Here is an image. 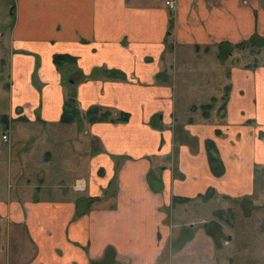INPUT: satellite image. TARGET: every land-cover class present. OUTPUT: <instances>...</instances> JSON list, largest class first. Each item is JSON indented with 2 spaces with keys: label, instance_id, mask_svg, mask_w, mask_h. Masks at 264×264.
I'll return each instance as SVG.
<instances>
[{
  "label": "crops",
  "instance_id": "1",
  "mask_svg": "<svg viewBox=\"0 0 264 264\" xmlns=\"http://www.w3.org/2000/svg\"><path fill=\"white\" fill-rule=\"evenodd\" d=\"M166 1L15 0L2 139L20 129L26 141L15 136L0 163V264H186L195 254V264H218L224 245L202 225L213 218L204 206L214 198L264 205V65L227 66L216 54L224 43L264 39V0ZM22 49L39 55L38 68ZM59 53L77 57L68 84L53 62ZM209 56L210 74L190 64ZM70 93L80 114L65 123ZM97 105L130 117L91 122L85 113ZM54 188L58 195L45 192ZM82 197L99 199L86 208ZM245 224L249 232L223 231L228 244L244 235L246 253L258 241L264 258V210Z\"/></svg>",
  "mask_w": 264,
  "mask_h": 264
},
{
  "label": "rangeland",
  "instance_id": "2",
  "mask_svg": "<svg viewBox=\"0 0 264 264\" xmlns=\"http://www.w3.org/2000/svg\"><path fill=\"white\" fill-rule=\"evenodd\" d=\"M132 1H137V0H132ZM145 0H140V2L144 3ZM173 1V0H170ZM174 2V1H173ZM15 4V0H0V33L4 32L5 37L0 36V163L3 164L4 162V156L7 155V152L9 150V144L12 143L13 140H15V136L17 134H12L11 133V139L10 142H5L2 139V134L5 133L4 129V118L8 113L9 108V103H10V98H9V85H10V80H9V71H10V58L12 54V45L9 43V28L10 24L12 23L14 19V14L11 12V9L13 5ZM167 4V1H166ZM175 4V3H174ZM168 5V4H167ZM170 41V38H169ZM11 48V49H10ZM171 44L168 43L167 46V52L172 51L171 50ZM220 51H216V54ZM21 52H26L27 54L34 55L36 56V66L37 68L40 65V58L39 55L35 54L34 52L27 51L26 49H22ZM231 54L233 55V58H229V55L227 56L226 59H221L220 56L221 54L218 53V57L220 58L221 63H226L227 66L230 65H239V66H247L251 65L253 66L254 64L257 65H264V46H254V45H248V46H243V47H237L233 46ZM214 56H209V62H206V60L200 61L199 59H193L191 60L190 64H192L195 67H198L197 69H202V67L206 68L205 71H207V74H210L209 72L211 71V68L213 65L210 63L213 59ZM217 58V57H216ZM201 64H206L202 67ZM77 66L76 64H66L64 67H62V74L65 78V83H67V80L69 76L73 73L74 70H76ZM208 69H210L208 71ZM227 72L224 70V74ZM224 75L220 76V79H225L223 77ZM195 78V77H193ZM33 81L38 85V87H41V83H38L39 79L36 73L33 74L32 76ZM196 79V78H195ZM68 84V83H67ZM204 98V97H203ZM200 102L202 99L198 97ZM36 115L40 116L39 109L36 111ZM8 116V115H7ZM23 127L30 128V131H26L27 133L31 134H37V126L35 124L31 125H25L22 124ZM16 124L13 123V127H15ZM42 129V127H41ZM24 130L18 129V132L20 133L19 137L21 136L24 141L25 140V133L23 132ZM42 134H49V131L47 128L42 129ZM24 135V136H23ZM32 135V134H31ZM18 137V136H17ZM18 137V138H19ZM23 143V141H22ZM65 179L68 181L70 179L71 173H67L64 175ZM53 182V181H52ZM48 191L47 193H52V195H58L60 190L58 188L54 189H45V192ZM55 191V192H53ZM204 200V199H202ZM245 198H238L233 201H229L228 203H222V200H218L214 198L211 200L207 205L204 206V215H209V218L211 216L212 218V213H213V221L211 222L212 219H209L208 221H205L202 225L204 227L210 226L212 230V235L217 238L216 244L221 246V243L224 245V248L217 253H215V256L217 255V259H214L215 261L218 262V264H258L256 263V260L261 258L263 255V246H261L260 242H255V252H250L248 250V253H246V242H244L245 238L244 235L240 236H235L232 239L231 244H228V238L227 235L224 234V230H227L229 228L235 229L236 232H242L244 229H248L250 227L247 226V224L244 225V220L245 217L248 215L249 212H259L264 210V205H259V204H254V202H247ZM263 208V209H262ZM199 213V212H198ZM211 213V215H210ZM215 213V214H214ZM198 217H201L200 214H198ZM199 220V219H198ZM255 222V221H254ZM249 223V222H247ZM249 232V229L247 230ZM209 232V231H208ZM187 232L185 231V234ZM210 233V232H209ZM223 235V236H222ZM260 235V233H259ZM247 237V235H246ZM193 250L196 251L197 247H194L191 245ZM207 253V256H209V252H205V255ZM250 256L254 257V259L249 260L251 258ZM249 257V258H248ZM195 259H196V254L191 255V257L186 258V264H195ZM261 261H264V258L260 259ZM261 264V263H259ZM264 264V262H262Z\"/></svg>",
  "mask_w": 264,
  "mask_h": 264
},
{
  "label": "trees",
  "instance_id": "3",
  "mask_svg": "<svg viewBox=\"0 0 264 264\" xmlns=\"http://www.w3.org/2000/svg\"><path fill=\"white\" fill-rule=\"evenodd\" d=\"M172 28H173V18L171 16L169 20V30L167 32V37L169 36V38L172 32ZM248 45H254L259 47L264 46V39L260 35L254 34L249 40L237 45H231L227 43L221 44L219 48L220 49L219 54H221L220 58L226 59L227 56L231 54L233 46L245 47ZM53 62L55 63L57 68L60 69L64 67L66 64H72V65L77 64V57L70 54L59 53L53 56ZM111 73L115 76H119V77L122 76V72L117 70L111 71ZM211 107H212V103L204 105V109H210ZM79 114L80 112L74 95H72L71 93L67 94V98L65 99V104H64V111L61 119L62 122L65 123L72 122L79 116ZM85 116H87L91 122H97V121L127 122L130 117V114L124 111H115L97 105L90 107L86 111ZM206 147L208 152V159L212 169L214 170L215 173L221 174L222 171L216 172L214 169L216 164L223 166L222 160L219 156V152L214 141L207 140ZM148 179H149V183L151 184V188L155 192H160L163 189V183L161 182L160 178L155 174L154 171L149 173ZM203 197L206 198L207 195H204ZM98 199H99L98 197H90V198L82 197L79 199L78 204L79 206L81 205L87 208V206H90ZM178 200L181 199L179 197H174L173 199L174 202H177ZM184 200H188V199H184Z\"/></svg>",
  "mask_w": 264,
  "mask_h": 264
},
{
  "label": "built area",
  "instance_id": "4",
  "mask_svg": "<svg viewBox=\"0 0 264 264\" xmlns=\"http://www.w3.org/2000/svg\"><path fill=\"white\" fill-rule=\"evenodd\" d=\"M167 4H168L171 8H173V7L175 6L174 2H173V1H170V0H167ZM9 134H10V132H9L8 130H6L5 133L3 134L2 138H3L4 140H8V139H9Z\"/></svg>",
  "mask_w": 264,
  "mask_h": 264
}]
</instances>
